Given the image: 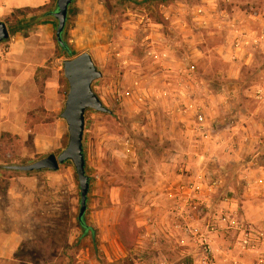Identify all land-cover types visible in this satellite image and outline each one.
I'll list each match as a JSON object with an SVG mask.
<instances>
[{
  "label": "rangeland",
  "instance_id": "obj_1",
  "mask_svg": "<svg viewBox=\"0 0 264 264\" xmlns=\"http://www.w3.org/2000/svg\"><path fill=\"white\" fill-rule=\"evenodd\" d=\"M27 15L6 23L9 40L26 41L12 74L25 77L15 105L26 131L0 138L2 166L68 141L71 57L54 19ZM64 39L92 56V88L111 110L86 111L83 133L85 215L103 264H264V0H74ZM5 166L0 264H99L78 239L72 164Z\"/></svg>",
  "mask_w": 264,
  "mask_h": 264
},
{
  "label": "water",
  "instance_id": "obj_2",
  "mask_svg": "<svg viewBox=\"0 0 264 264\" xmlns=\"http://www.w3.org/2000/svg\"><path fill=\"white\" fill-rule=\"evenodd\" d=\"M74 0H56V10L52 17L56 22L55 40L62 45L61 35L65 29L69 6ZM9 31L5 23L0 21V43L9 40ZM62 75L67 82L63 110L60 118L65 122L68 132L66 147L58 154L50 153L32 163L24 165H6L5 169L18 172H55L59 166L70 162L74 168L78 181L79 211L77 217L84 215L86 210L89 178L85 173V159L83 152V133L85 112L94 111L100 114H111L99 96L92 88L93 82L102 77V72L96 66L88 52H82L61 63Z\"/></svg>",
  "mask_w": 264,
  "mask_h": 264
},
{
  "label": "crops",
  "instance_id": "obj_3",
  "mask_svg": "<svg viewBox=\"0 0 264 264\" xmlns=\"http://www.w3.org/2000/svg\"><path fill=\"white\" fill-rule=\"evenodd\" d=\"M49 2L50 0H0V21H5L15 10L34 9L48 5ZM31 15L35 14H29L25 18ZM20 18L23 16L17 19L20 20ZM25 45L26 41L19 36V32H16L9 41L0 43V135L2 133L22 135L26 131V115L18 111L15 105V101L20 99V96L15 93L24 90L19 81L25 77L21 74L18 75V79L12 77L13 73L21 71L22 61L25 60L26 55ZM4 82H7V85L2 87ZM168 188L172 189V186Z\"/></svg>",
  "mask_w": 264,
  "mask_h": 264
},
{
  "label": "trees",
  "instance_id": "obj_4",
  "mask_svg": "<svg viewBox=\"0 0 264 264\" xmlns=\"http://www.w3.org/2000/svg\"><path fill=\"white\" fill-rule=\"evenodd\" d=\"M56 0H50L48 5H44L38 8H24V9H18L15 10L11 13L10 17L7 18L5 21H3L5 24L7 23V21H9V19L15 17L17 14L18 15H26V14H35L37 12H40L41 18H50V19H54L52 17L53 12L56 10V5H55ZM69 12V9H68ZM61 40H62V45H59L57 42V46L59 48L60 51H62V53L66 56V57H73L76 55V53L70 49L69 45L67 44L66 40L64 39V31L62 32L61 35ZM56 41V40H55ZM9 136V134L7 133H2L0 135V138L2 137H7ZM3 166L0 165V169H4V166L6 164H8V162H4L3 161ZM76 222H77V227L78 230L80 232L78 239H89V241L91 242V245L94 249V252L96 254V256H98V261L99 264H103V261L100 258V254H99V249H98V241H97V231L96 229L88 222V219L84 213V215H82L80 218L76 217Z\"/></svg>",
  "mask_w": 264,
  "mask_h": 264
}]
</instances>
